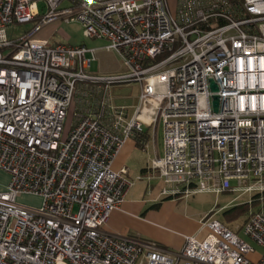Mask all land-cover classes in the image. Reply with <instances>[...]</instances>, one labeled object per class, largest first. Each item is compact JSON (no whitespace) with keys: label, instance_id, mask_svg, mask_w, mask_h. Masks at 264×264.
Masks as SVG:
<instances>
[{"label":"built area","instance_id":"obj_1","mask_svg":"<svg viewBox=\"0 0 264 264\" xmlns=\"http://www.w3.org/2000/svg\"><path fill=\"white\" fill-rule=\"evenodd\" d=\"M55 20L80 23L124 71L92 73L97 48L40 35ZM130 83L136 103H115L111 89ZM159 126L163 152L146 176L160 195H263L264 0H179L174 11L167 0H0V264H264L261 207L240 227L257 258L211 217L202 239L173 251L104 229L134 182L113 159Z\"/></svg>","mask_w":264,"mask_h":264},{"label":"crops","instance_id":"obj_2","mask_svg":"<svg viewBox=\"0 0 264 264\" xmlns=\"http://www.w3.org/2000/svg\"><path fill=\"white\" fill-rule=\"evenodd\" d=\"M178 1L167 0L171 11L176 10ZM40 35L49 37L43 34ZM79 43L84 42L81 41ZM102 47L94 46L97 50H104ZM114 88L111 91L115 103L125 105L136 103L137 94L131 100L129 95L126 96L114 92ZM144 134L147 138L140 140V143L136 141L137 139L129 138L113 159V169L118 170L125 167L127 169V177L131 180L133 179L134 182L125 192L119 208L110 213L104 229L108 233L126 238L152 241L169 251L177 250L184 244L185 236L190 235L197 239H202L206 235L207 229L202 225L203 219L196 213H191L178 207L177 200L181 197L172 198L160 195L162 181L159 178L156 176L147 178L146 175L149 172L141 173L143 169H149L153 159L152 154H155V157L162 155L156 151V147L154 149L150 130L146 129L142 135ZM151 144L153 146L152 150L155 151L150 154L147 150L151 149ZM138 175L146 178L136 180ZM259 252L260 249L251 255L257 258Z\"/></svg>","mask_w":264,"mask_h":264},{"label":"rangeland","instance_id":"obj_3","mask_svg":"<svg viewBox=\"0 0 264 264\" xmlns=\"http://www.w3.org/2000/svg\"><path fill=\"white\" fill-rule=\"evenodd\" d=\"M33 24L34 22H29L17 24L16 26L19 31H24L30 28ZM40 34L49 36L51 42L76 44L82 41L87 44V46L100 47L104 45V42L102 40L85 38L82 34V26L78 22L65 24L60 20H55L44 26L41 29ZM90 71L97 74H115L124 71V65L115 52L101 49L97 50L96 59L91 62ZM116 87L114 88V92H117V94L126 96L129 95L130 99L136 97L138 91L137 83L121 84ZM70 113L71 111H68L67 113L65 129H67L69 121L71 120ZM152 144H154V149L156 147V151H158L159 154H162L163 143L162 131L160 126L157 128L155 140L152 142ZM152 144L151 149L147 150V152H149L150 154L155 151L152 150ZM143 152L145 153V151ZM154 155L155 154H152L153 159L155 158ZM142 178L146 177L142 176ZM7 180L8 175L0 171V190L5 187ZM232 184H234L233 181ZM255 193L256 192L248 191H236L228 193H200L196 195L182 196L177 200V203L180 209H184L191 213H196L203 220L207 217H211L226 224L229 228L237 232L241 238L250 243L257 252L259 251V247L250 239H248V237L243 235L242 229H240L245 221L246 216H240L236 218L234 216L226 215L225 213V211L232 208L234 205L250 201L251 197L255 195ZM17 202L30 207H37L40 204L41 199L32 195H22L17 198ZM249 207L252 210L258 209L259 207L264 209V199L260 200L253 206L250 205ZM250 258L255 257L253 255H250Z\"/></svg>","mask_w":264,"mask_h":264},{"label":"trees","instance_id":"obj_4","mask_svg":"<svg viewBox=\"0 0 264 264\" xmlns=\"http://www.w3.org/2000/svg\"><path fill=\"white\" fill-rule=\"evenodd\" d=\"M146 135H148L147 133H145ZM140 135L138 137H136V141L138 143H140V140H142L143 138H147L146 135ZM146 172H148V169H143L142 170V174H145ZM260 196H263V199H264V192H263V195H259V194H255L251 197L250 201L248 202H244L242 204H237V205H234L232 208L228 209L227 211H225L226 215H229V216H234L236 218L240 217V216H246L245 217V220L248 218L249 214L253 211H256L258 209H251L249 206H253L255 204H257L259 201H260ZM249 211V212H248ZM248 213V214H247Z\"/></svg>","mask_w":264,"mask_h":264},{"label":"water","instance_id":"obj_5","mask_svg":"<svg viewBox=\"0 0 264 264\" xmlns=\"http://www.w3.org/2000/svg\"><path fill=\"white\" fill-rule=\"evenodd\" d=\"M210 84H211L212 90H215L216 87H215L214 83L211 81ZM213 103H214V106L216 107V105H217V96H213Z\"/></svg>","mask_w":264,"mask_h":264}]
</instances>
